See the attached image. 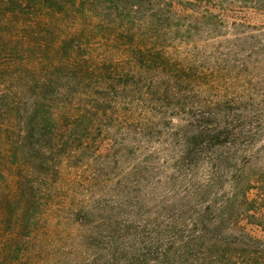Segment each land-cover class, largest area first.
<instances>
[{"label": "trees", "instance_id": "16d2710c", "mask_svg": "<svg viewBox=\"0 0 264 264\" xmlns=\"http://www.w3.org/2000/svg\"><path fill=\"white\" fill-rule=\"evenodd\" d=\"M0 264H264V0H0Z\"/></svg>", "mask_w": 264, "mask_h": 264}, {"label": "rangeland", "instance_id": "374dc122", "mask_svg": "<svg viewBox=\"0 0 264 264\" xmlns=\"http://www.w3.org/2000/svg\"><path fill=\"white\" fill-rule=\"evenodd\" d=\"M55 232L56 235L54 236V238L57 242L55 245L61 249L68 248L71 245L70 239L68 238L69 235H71L72 238H75L74 236L75 233L70 232L67 226L61 228H55Z\"/></svg>", "mask_w": 264, "mask_h": 264}]
</instances>
